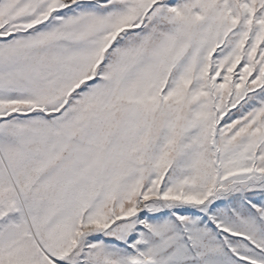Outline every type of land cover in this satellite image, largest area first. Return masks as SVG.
<instances>
[{
  "label": "snow or ice",
  "instance_id": "6c2138e0",
  "mask_svg": "<svg viewBox=\"0 0 264 264\" xmlns=\"http://www.w3.org/2000/svg\"><path fill=\"white\" fill-rule=\"evenodd\" d=\"M0 264H264V0H0Z\"/></svg>",
  "mask_w": 264,
  "mask_h": 264
}]
</instances>
